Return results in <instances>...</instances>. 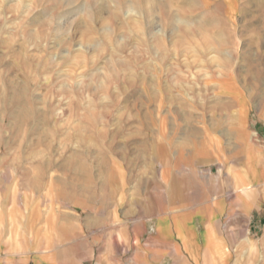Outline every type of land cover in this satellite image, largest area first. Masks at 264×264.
Instances as JSON below:
<instances>
[{
	"label": "rangeland",
	"instance_id": "1",
	"mask_svg": "<svg viewBox=\"0 0 264 264\" xmlns=\"http://www.w3.org/2000/svg\"><path fill=\"white\" fill-rule=\"evenodd\" d=\"M249 111L264 121V0H0V182H72L96 214L162 122L226 135L211 120Z\"/></svg>",
	"mask_w": 264,
	"mask_h": 264
},
{
	"label": "crops",
	"instance_id": "2",
	"mask_svg": "<svg viewBox=\"0 0 264 264\" xmlns=\"http://www.w3.org/2000/svg\"><path fill=\"white\" fill-rule=\"evenodd\" d=\"M199 121L168 118L146 133V164L131 169L142 175L115 180L96 214L84 186L75 198L72 182H0V264H75L79 240L81 264H264V121L250 111L211 120L235 125L226 135Z\"/></svg>",
	"mask_w": 264,
	"mask_h": 264
},
{
	"label": "bare ground",
	"instance_id": "3",
	"mask_svg": "<svg viewBox=\"0 0 264 264\" xmlns=\"http://www.w3.org/2000/svg\"><path fill=\"white\" fill-rule=\"evenodd\" d=\"M187 34V33H186ZM19 112H20V110H19ZM25 113V112H24ZM17 114H18V112H17Z\"/></svg>",
	"mask_w": 264,
	"mask_h": 264
}]
</instances>
